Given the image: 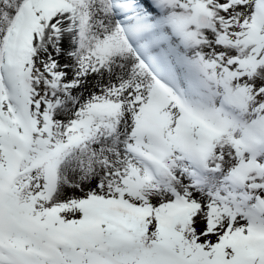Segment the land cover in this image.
<instances>
[{"label":"snow or ice","instance_id":"1","mask_svg":"<svg viewBox=\"0 0 264 264\" xmlns=\"http://www.w3.org/2000/svg\"><path fill=\"white\" fill-rule=\"evenodd\" d=\"M0 264H264V0H0Z\"/></svg>","mask_w":264,"mask_h":264}]
</instances>
